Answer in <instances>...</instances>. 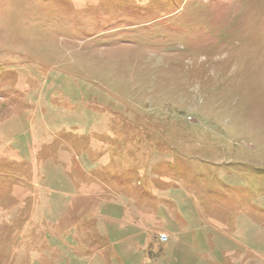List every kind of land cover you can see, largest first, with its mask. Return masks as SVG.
<instances>
[{
    "label": "rangeland",
    "instance_id": "374dc122",
    "mask_svg": "<svg viewBox=\"0 0 264 264\" xmlns=\"http://www.w3.org/2000/svg\"><path fill=\"white\" fill-rule=\"evenodd\" d=\"M0 264H264V0H0Z\"/></svg>",
    "mask_w": 264,
    "mask_h": 264
},
{
    "label": "built area",
    "instance_id": "2783aa9c",
    "mask_svg": "<svg viewBox=\"0 0 264 264\" xmlns=\"http://www.w3.org/2000/svg\"><path fill=\"white\" fill-rule=\"evenodd\" d=\"M167 240H168V238H167L166 235H161V236L159 237V241H160V243H162V244L166 243Z\"/></svg>",
    "mask_w": 264,
    "mask_h": 264
}]
</instances>
